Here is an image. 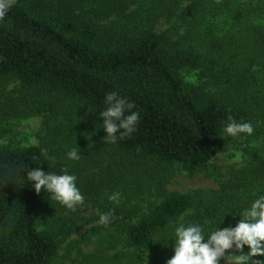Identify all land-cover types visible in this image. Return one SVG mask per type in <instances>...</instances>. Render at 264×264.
<instances>
[{
    "label": "trees",
    "instance_id": "obj_1",
    "mask_svg": "<svg viewBox=\"0 0 264 264\" xmlns=\"http://www.w3.org/2000/svg\"><path fill=\"white\" fill-rule=\"evenodd\" d=\"M152 1L154 16L165 18L164 31L145 27L119 35L118 24L101 29L90 19L76 21L69 14L59 23L33 14L26 0H16L0 21V79H16L18 96L30 97L43 86L86 103L103 122L105 98L116 92L139 113L136 131L123 139L118 133L108 151L101 137L94 139L97 158L86 151L74 161L66 155L69 149L64 152L60 146L57 152L66 164L55 160L52 166L40 145L0 144V264H66L61 245L79 228L99 221L102 213H111V222L91 227L97 246L81 254L80 264H167L180 217L185 226L199 225L206 237L240 220V208L252 196L241 197L234 181L218 190L171 192L163 172L153 166L178 164L193 176L225 149L223 132L229 123L264 119V0ZM116 2L125 6L126 0ZM184 67L205 72L202 88L184 83L179 73ZM49 100L39 113H52L46 108L52 106ZM20 106L13 104V113L2 106L5 116L0 120L25 112ZM28 107L37 112L36 104ZM48 132L52 138L63 136L61 130ZM60 138L73 149L70 135ZM258 159L252 169L256 178L264 174V159ZM37 168L75 175L84 204L71 211L51 193L42 189L37 194L27 178ZM127 169L128 179L122 176ZM143 171L148 177L134 176ZM143 188L148 195H140ZM104 189L125 200L118 206L112 200L105 205L106 197L95 201L105 195ZM86 210L93 214H81ZM41 214L56 218L58 231L39 228ZM85 235L70 242L87 243ZM248 251L245 245L244 253Z\"/></svg>",
    "mask_w": 264,
    "mask_h": 264
},
{
    "label": "rangeland",
    "instance_id": "obj_2",
    "mask_svg": "<svg viewBox=\"0 0 264 264\" xmlns=\"http://www.w3.org/2000/svg\"><path fill=\"white\" fill-rule=\"evenodd\" d=\"M150 3L151 0H126L125 6H121L116 0H39L37 2L36 0H26L25 5L33 14L51 16L59 23L64 21L66 14H69L76 21L82 17L90 19L96 22L101 29L112 27V24H118L116 28L120 31L119 35H131L143 31L145 27L152 28L156 32L165 30V18H156L153 13L156 2L152 1ZM179 73L190 89H192L191 84L194 87L197 85L202 88L205 83V72L199 73L194 69L184 67ZM17 82L16 79L12 78L0 79V108L3 106L4 110L13 113L12 105L20 104L21 106L18 109H24L25 111L18 112L17 116L7 114L3 120H0V144L25 146L31 143L40 145L43 147L45 156L52 166H55V160L63 161L66 164V157H63V154L58 155L59 152H57L60 146L64 147V152H67V148L70 151L69 144L63 143L60 138H64L65 135L66 137L70 135L72 139L69 140L74 141L70 144L80 152V158L85 157L86 151H90L93 158H97L93 149L94 139L97 137L103 139L104 146L108 151V144L110 143H106L104 140L107 133L102 127L103 122H99L94 117L93 110L89 105L77 99L60 96L56 91H50L43 86L37 87L29 94L30 97L23 94L18 96L19 87ZM203 92H205V88H203ZM48 98H50L49 102L52 106H46V108H48L47 111L52 108V113L50 111L39 113V107L47 104ZM32 104L37 105V112L31 113L28 106H32ZM263 110L264 108L260 112ZM0 115L1 117L5 116L2 110ZM250 123L254 128L252 135L242 133L237 137H232L224 131L223 135L227 139L225 149L209 162L206 169L193 176L188 175L178 164H158V166H153V169L163 172L165 187L171 192L194 193L218 190L221 184L234 181V186L238 187L237 192L241 197L252 196L251 200L243 204H246V206L240 208L243 212L251 206L255 199L260 197V190L264 187V174H261L259 178L252 176V169L256 160H259L258 158L264 159V119L261 117L254 118ZM48 130H61L63 136L52 138ZM118 169L123 170L122 167ZM146 173L145 171L143 173L138 172L134 176L140 175L146 178L148 177ZM128 175L129 170L127 169L122 176L127 178ZM123 185L125 184L123 183ZM77 187L82 189L80 185ZM103 193L105 195L100 197L98 195L94 198L95 201L100 199L99 203L103 201L104 197L108 198L105 202L106 205L111 201L109 197L112 195L106 193L105 189ZM142 194L146 196L148 192L143 188L140 195L142 196ZM124 200L125 198L121 197L120 199L119 197V203H115V206L120 205ZM95 208L98 209V206H95ZM81 214L92 215L93 212L86 210ZM55 220L56 218L51 215L41 214L37 218V226L46 230L58 231ZM183 220L184 216L178 219V223L181 224ZM78 223H82V221ZM99 225H101L99 221H95L92 225L79 228L61 245L60 254L66 258V264H80L81 254L90 252L97 246L99 238L97 234H92L91 227ZM80 235L86 236L87 243L82 241L78 246L72 245L74 243L70 241ZM108 235L106 239L109 237ZM106 242V246L109 247L111 243L108 240ZM111 253V250L107 252L108 255ZM142 264H151V261H145ZM223 264H227V262L224 260Z\"/></svg>",
    "mask_w": 264,
    "mask_h": 264
},
{
    "label": "clouds",
    "instance_id": "obj_3",
    "mask_svg": "<svg viewBox=\"0 0 264 264\" xmlns=\"http://www.w3.org/2000/svg\"><path fill=\"white\" fill-rule=\"evenodd\" d=\"M16 0H0V21L4 20L9 9ZM106 110L100 113L103 118V129L107 133L106 143H115L117 134L123 139L136 131L139 113L131 111L134 105L119 96L116 92L109 93L105 98ZM127 113V114H126ZM226 134L237 137L240 134L252 135L254 128L250 122L236 123L232 121L224 129ZM71 160H79L80 152L73 148L67 153ZM29 181L33 182L37 194L43 189L52 194V199L71 211H76L84 204V196L76 186L77 177L68 174L57 175L45 173L40 168L27 173ZM110 200L119 203V194H113ZM240 220L235 227L218 228L207 237L199 225L185 226L180 224L175 228L174 255L167 264H220L224 259L227 264H264V260L253 259L264 257V196L255 199L251 206L240 213ZM111 222V213H102L99 223L107 227ZM250 251L244 253V246ZM234 249V253L226 254Z\"/></svg>",
    "mask_w": 264,
    "mask_h": 264
}]
</instances>
